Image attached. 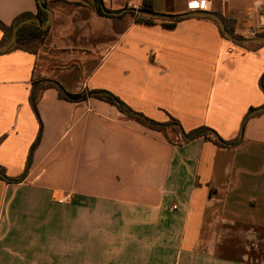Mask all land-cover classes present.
<instances>
[{
    "label": "crops",
    "instance_id": "0c3cea01",
    "mask_svg": "<svg viewBox=\"0 0 264 264\" xmlns=\"http://www.w3.org/2000/svg\"><path fill=\"white\" fill-rule=\"evenodd\" d=\"M42 1L54 20L37 52L0 53L9 177L24 173L39 132L33 81L106 90L151 119L172 116L186 133L207 126L226 141L264 105V46H238L208 18L172 27L127 12L184 15L196 0H103L120 16L99 14L95 0ZM211 11L245 38L264 29V0H213ZM25 13H38L37 0H0L4 24ZM38 108L43 135L29 175L0 179V264H264V113L239 145L221 147L213 136L171 143L116 106L69 102L55 89Z\"/></svg>",
    "mask_w": 264,
    "mask_h": 264
},
{
    "label": "trees",
    "instance_id": "16d2710c",
    "mask_svg": "<svg viewBox=\"0 0 264 264\" xmlns=\"http://www.w3.org/2000/svg\"><path fill=\"white\" fill-rule=\"evenodd\" d=\"M44 4H45V6H47L46 3H44ZM95 5H96L98 13L101 15H105L103 0H95ZM37 8H38V13L36 15H34L33 13H25V14L19 16L11 25H6L0 20V30H2L5 34L3 40L0 42V46H3L8 41H10V39L12 37V33H13V28L18 23H20L24 20L30 19V18H38L41 20V22L43 24H45L47 22L48 14L46 11L41 9V7L39 5V0H37ZM142 10L151 11L150 7H148L146 5L143 6ZM132 15L136 16V14H134V13H132ZM137 17L140 21H144V22L153 23L156 21V19H154V18H149V17L142 16V15H137ZM209 20H211V19H209ZM223 20L225 21L227 29L234 36H236L239 39L245 38L244 36L238 35L236 33V31H235L234 27L231 25L230 21H228L224 18H223ZM176 22H178V21H170L166 24L173 27V26H175ZM220 32H221V35L225 39H227L224 36L221 29H220ZM47 34H48V30H43L40 27H37L35 24L25 25L18 32L17 45H16L14 50H21V51H27L30 53H36L38 48L43 44ZM260 36H264V29H261L256 33V37H260ZM236 45L247 48V49H251V50H255V49H258V48L264 46V44H254V45L236 44ZM260 85H261V88L264 92V74L261 78ZM49 89L57 90L60 99H63V100L69 101V102H73V103L83 102V101L88 100L89 98H95V99H99L101 101H105V102H107L113 106H116L121 113H123L127 117L139 122L143 126L149 128V129L155 130V131L163 132L167 136V139H169L171 141V143L173 142V140L170 139L168 136L169 131H171L174 135L181 134L183 136V141L185 143L193 141V140L198 139V138L204 137L205 139H207L210 136H213L215 138L214 141L218 146L235 147V146L239 145L243 140V134H244V130H245L247 122L251 118L257 117V116L264 113V105L261 107H257V108H250L248 113L244 117L243 122H242L241 132L239 134V137L235 140L226 141V140L222 139L216 133V131H214L213 129H211L207 126H202L198 129L191 131L190 133H186L183 130L180 122L177 121L172 116L170 117V120L167 122H159V121H156L154 119H151L148 116H146L145 114L134 110L128 104H126L121 98H119L118 96H116L112 92H109L106 90H92V91H89L88 93L74 94V93L67 92L62 87V85H60L58 82H56L54 80H49V79L45 80L44 79V80L33 81L31 94H30V104H31L33 112L35 113V115L39 121V124H40L39 132H38V135H37L35 142L33 143L32 147L30 149L27 166H26L25 171L22 175H20L19 177H16V178L9 177L7 175L6 169L4 167L0 166V179L2 181L6 182L7 184L22 183L25 181V179L29 175V172L31 169V164H32L33 154H34L35 150L37 149L38 145L40 144L41 139H42V135H43V122H42V119H41V116L39 113V108H38L39 101L41 99L43 92H45L46 90H49ZM0 143H1V141H0Z\"/></svg>",
    "mask_w": 264,
    "mask_h": 264
},
{
    "label": "water",
    "instance_id": "95a60500",
    "mask_svg": "<svg viewBox=\"0 0 264 264\" xmlns=\"http://www.w3.org/2000/svg\"><path fill=\"white\" fill-rule=\"evenodd\" d=\"M39 5L41 9L47 12L48 14V20L45 24L41 22L40 19L38 18H30L27 20H24L17 25L14 26L13 28V33L10 41H8L5 45L0 46V53H6L9 51H12L15 49L17 45V37H18V32L21 28H23L25 25L29 24H35L37 27H40L43 30H48L51 24L53 23L54 20V14L51 9H49L45 4L43 3L42 0H39ZM104 12L107 15L110 16H120L123 14V12H112L108 11L104 8ZM127 12H132L136 13L138 15L146 16L149 18H154L158 20H164V21H178L183 18H188V17H201V18H208L213 20L214 22L217 23L219 28L222 30L224 36L231 42L235 44H242V45H254V44H264V36L260 37H253V38H244V39H239L236 36H234L226 27L225 21L223 18L218 15L215 12L212 11H195V12H190L184 15H165V14H159L155 13L152 11H145L142 9H128Z\"/></svg>",
    "mask_w": 264,
    "mask_h": 264
},
{
    "label": "built area",
    "instance_id": "2783aa9c",
    "mask_svg": "<svg viewBox=\"0 0 264 264\" xmlns=\"http://www.w3.org/2000/svg\"><path fill=\"white\" fill-rule=\"evenodd\" d=\"M213 0H196L191 1L188 4V10L189 12H195V11H211V5ZM256 36V33L252 34V38ZM179 139H183L181 136ZM61 203L65 202V200H60ZM177 208V207H175Z\"/></svg>",
    "mask_w": 264,
    "mask_h": 264
},
{
    "label": "rangeland",
    "instance_id": "374dc122",
    "mask_svg": "<svg viewBox=\"0 0 264 264\" xmlns=\"http://www.w3.org/2000/svg\"><path fill=\"white\" fill-rule=\"evenodd\" d=\"M256 37V36H255ZM251 38H252V36H251ZM171 133V132H170ZM170 137L172 138V140L174 139L175 140V136H174V134L173 133H171L170 134ZM179 141H180V139H178ZM65 177H67V175H65ZM65 202H66V200H65ZM64 202V203H65ZM257 245V243H253L252 245H251V250L253 251V250H258L259 249V247L258 246H256Z\"/></svg>",
    "mask_w": 264,
    "mask_h": 264
}]
</instances>
